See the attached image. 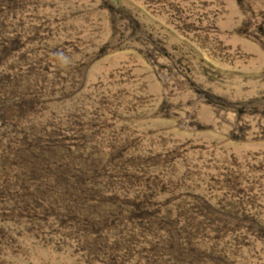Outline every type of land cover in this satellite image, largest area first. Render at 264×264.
Here are the masks:
<instances>
[{"label": "rangeland", "instance_id": "obj_1", "mask_svg": "<svg viewBox=\"0 0 264 264\" xmlns=\"http://www.w3.org/2000/svg\"><path fill=\"white\" fill-rule=\"evenodd\" d=\"M0 264H264V0H0Z\"/></svg>", "mask_w": 264, "mask_h": 264}, {"label": "trees", "instance_id": "obj_2", "mask_svg": "<svg viewBox=\"0 0 264 264\" xmlns=\"http://www.w3.org/2000/svg\"><path fill=\"white\" fill-rule=\"evenodd\" d=\"M39 142L38 144H40ZM11 148V147H10ZM12 150V153H14L18 159V169L21 173H24L26 175H33L35 176L34 179L38 182V191H42L44 188L48 187L46 184V176L43 173V170L50 169L51 165L46 164L41 159H34V153H30L27 156V159L21 155V151L18 149ZM52 193L50 192V196ZM53 197V195L51 196ZM51 199H49L50 201ZM48 201V202H49ZM55 204H57V200H52Z\"/></svg>", "mask_w": 264, "mask_h": 264}]
</instances>
